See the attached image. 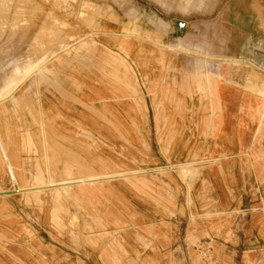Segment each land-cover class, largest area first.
<instances>
[{
  "label": "rangeland",
  "instance_id": "374dc122",
  "mask_svg": "<svg viewBox=\"0 0 264 264\" xmlns=\"http://www.w3.org/2000/svg\"><path fill=\"white\" fill-rule=\"evenodd\" d=\"M7 2L0 0V99L7 97L0 102V244L10 216L30 238L57 231L84 242L97 227L80 215L72 185L61 184L76 177L109 183L143 176L191 187L214 159L201 141L187 145L202 155L177 159L171 151L184 132L208 138L224 112L216 87L264 100V0ZM134 141L153 158L126 171L109 158L116 168L105 175L81 172L98 165L101 153L129 147L132 154ZM7 158L20 185L40 188L12 191ZM50 178L57 185L49 186ZM207 252L190 247L189 261L202 264Z\"/></svg>",
  "mask_w": 264,
  "mask_h": 264
},
{
  "label": "crops",
  "instance_id": "0c3cea01",
  "mask_svg": "<svg viewBox=\"0 0 264 264\" xmlns=\"http://www.w3.org/2000/svg\"><path fill=\"white\" fill-rule=\"evenodd\" d=\"M161 55L165 58V53ZM215 93L219 96L217 108L224 112L208 138L197 140L184 132L171 151L177 159L202 155L187 145L188 141H201L206 157L214 159L200 170L191 187L182 180L169 186L167 181L155 182L143 176L109 183L92 176L62 182L67 187L72 185L80 215L96 230L85 232L84 242L78 241L74 233L57 231H36L30 238L23 232L22 222L18 225L12 216L6 217L0 264H192L190 247L198 250L204 246L208 255L202 264H239L243 259L264 264V100L252 92L242 97L223 85L216 87ZM59 116L56 113L52 117ZM69 120L66 116L64 125ZM116 122L123 125L120 119ZM148 122L153 125L152 118ZM231 123L236 129H226ZM68 128L63 132L67 133ZM122 136L126 138L125 133ZM136 143L131 144L132 154L123 142L127 150L116 147L111 155L101 153L95 159L98 165L86 166L81 172L105 175L107 169L116 168L109 165V158H115L117 167L124 170L151 160L152 151L147 153ZM7 164L13 173L12 191L40 188L20 185L8 158ZM49 182V186L57 185L51 178ZM9 205L13 212L12 201ZM206 211L213 217L205 218ZM194 217L197 223L192 226ZM14 224L21 227L20 236ZM13 232L19 239L15 244ZM108 233L113 234L112 241L107 239ZM190 238L196 243L190 245Z\"/></svg>",
  "mask_w": 264,
  "mask_h": 264
},
{
  "label": "bare ground",
  "instance_id": "6f19581e",
  "mask_svg": "<svg viewBox=\"0 0 264 264\" xmlns=\"http://www.w3.org/2000/svg\"><path fill=\"white\" fill-rule=\"evenodd\" d=\"M6 1H7V0H6ZM11 1H12V0H11ZM11 1L8 0L7 3L9 4ZM23 1H24V0H23ZM2 2H3V1H2ZM14 2H15V1H14ZM20 2H21V0H20ZM4 3H5V2H3V4H4ZM10 4H11V3H10ZM10 4H9V5H10ZM11 5H12V4H11ZM11 5H10V7H11ZM5 6H6V4H5ZM18 6H19V5H18ZM18 6H15V7H17V9H18V8H19ZM23 6H24V5H23ZM7 7H8V6H7ZM0 8H1V3H0ZM5 9H6V8H5ZM8 10H9V9H8ZM4 11H5V10H4ZM1 12H2V10H1ZM17 12H18V11H17ZM65 48H66V47H65ZM10 96H11V95H10ZM6 98H7V97H6ZM6 98H4V99H6ZM4 99H0V102L3 101Z\"/></svg>",
  "mask_w": 264,
  "mask_h": 264
}]
</instances>
